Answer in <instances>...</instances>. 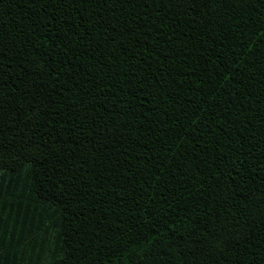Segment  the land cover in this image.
<instances>
[{
  "label": "trees",
  "instance_id": "trees-1",
  "mask_svg": "<svg viewBox=\"0 0 264 264\" xmlns=\"http://www.w3.org/2000/svg\"><path fill=\"white\" fill-rule=\"evenodd\" d=\"M0 264H264V0H0Z\"/></svg>",
  "mask_w": 264,
  "mask_h": 264
},
{
  "label": "snow or ice",
  "instance_id": "snow-or-ice-1",
  "mask_svg": "<svg viewBox=\"0 0 264 264\" xmlns=\"http://www.w3.org/2000/svg\"><path fill=\"white\" fill-rule=\"evenodd\" d=\"M221 2V0H217V3Z\"/></svg>",
  "mask_w": 264,
  "mask_h": 264
}]
</instances>
